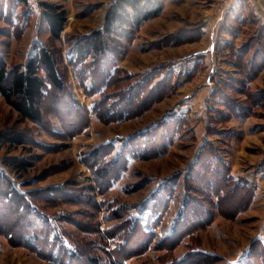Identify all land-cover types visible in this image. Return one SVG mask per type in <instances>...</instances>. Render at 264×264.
<instances>
[{"label": "rangeland", "instance_id": "rangeland-1", "mask_svg": "<svg viewBox=\"0 0 264 264\" xmlns=\"http://www.w3.org/2000/svg\"><path fill=\"white\" fill-rule=\"evenodd\" d=\"M116 1L0 5V52L7 67L25 65L44 46L56 56L65 85L48 86L41 121L22 117L0 92V172L34 212L32 218L19 214L15 207L25 203L0 197V264H91V257L100 264H173L185 258L189 264H264V41L258 37L264 0H163L158 15L118 43L103 35L110 60L103 79H96L100 55L93 49L76 59L75 49L105 29ZM43 2L66 12L60 39L49 31ZM254 36L246 66H237V52ZM255 52L262 58L254 67L247 60ZM159 66L168 70L153 76L150 85L160 83L161 99L127 119L96 114L94 107L109 94L125 92L137 75ZM70 95L89 117L70 107ZM229 106L237 116L226 119ZM163 120L168 125L154 130ZM167 126L170 137L162 134ZM12 128L24 132L25 144L2 139ZM151 130L156 155L131 154L126 168L116 161L122 151L146 149L149 142L138 139ZM97 147L101 158L93 154ZM110 160L120 170L110 168L112 175L104 179L95 170H104ZM226 166L228 178L254 190L245 206L250 195L225 180ZM214 183L227 191L221 194L222 213L209 188ZM191 198L203 205L197 221L195 203L184 211ZM44 215L48 226L36 227ZM54 229L68 251L63 241L55 251ZM201 250L210 257L202 259Z\"/></svg>", "mask_w": 264, "mask_h": 264}, {"label": "trees", "instance_id": "trees-1", "mask_svg": "<svg viewBox=\"0 0 264 264\" xmlns=\"http://www.w3.org/2000/svg\"><path fill=\"white\" fill-rule=\"evenodd\" d=\"M6 1H9L12 3L19 2L22 4H29L31 0H0V5H2L3 2H6ZM162 3H163V0H117L116 3L113 5L114 7L112 8V10L109 11L106 17L107 22H106L105 29L96 30L94 34L92 35V37L88 38L86 42L78 44V46L76 47L77 49H75L76 59H78L79 55L80 56L82 54L84 55L89 50L92 51L94 49L97 52L96 54L100 55L99 56L100 60L98 59L99 61L98 66L102 67L101 72H100L101 74H99L96 79H103L102 72H105L108 70L105 60L107 61L110 60V58H108V53L107 54L105 53L108 46H106L103 35L105 36L109 35L112 41L118 43L117 41L120 40L122 36L124 37V36L131 35L133 32L139 29V27L144 22L149 21L151 17L158 15L163 10ZM39 6L40 8H42V11L44 14V20L49 25V31L52 37L56 39H60L62 31L64 30L65 25L67 23L66 22L67 17H66L65 10L60 8V6L50 4V3H44V2L41 3V5ZM258 33H260L258 37H261L264 41V26L260 28ZM254 38L255 36L253 37V39L252 38L249 39V41H247L246 44L242 46L239 52H237V55H238L236 57L237 66L240 67L242 63H244L246 66V63H247L246 59H247V56H249L248 51L250 50V47H252L253 45ZM34 53H35L34 56L31 57L26 62L25 65L17 66L11 69L7 67L6 61L0 52V92L2 96L6 98L7 102L22 117L31 119L33 121L35 120L41 121L43 119V112L41 110V107L43 106V102L46 96L45 92L48 90V86L51 84L52 86L51 89L64 90L65 85H64L63 72L61 71L60 67H58V61L54 53L51 52L49 48L44 47V46L37 47ZM252 57L253 58H251L250 60H247L249 63L253 62V64L251 63L250 65L256 66L257 63L261 64L260 58H262V55H259L258 52H255V54ZM83 58H85V55ZM86 67L87 68L89 67L88 64L86 65ZM261 68H262V65L259 67H256V69H261ZM167 70H168V67L166 68L165 66H159L155 68L154 70H152L151 72L142 73L139 76L137 75V78H136L137 81L133 83L131 87L127 88L125 92L121 93V92H117L118 90H116L112 94H109L108 97L104 98L98 104V106H95L94 110L96 111V114L101 119L104 116H107L108 120H118V119L121 120V119H127L131 116L138 115L139 112L141 113L143 110H146L148 106H150L155 101L163 97V95L160 94L161 92V90L159 89L160 83L157 84L155 87V85H150V82L153 76L159 75L158 73L161 71L167 72ZM105 76H107V74H105ZM246 80L247 78H243L242 82L246 83ZM223 83H224L223 84L224 87L226 88L228 82H223ZM148 86L151 87V90L147 92L146 91L143 92V88H147ZM216 93L217 92L214 91V94ZM140 95H142L141 97H143L142 101L140 100L141 98ZM67 99L70 104V107L76 106V108L78 109L82 108V110L85 111V113L88 115L87 117H89L90 111H88L86 107H81L79 103H77V100L75 99L74 96L70 95V100L69 98ZM229 107L231 108L230 113L229 114L227 113L226 115L223 114L225 115L224 118L226 119L234 115L237 116V114H235V110H233V107L231 106ZM138 110L140 111L138 112ZM218 114L221 115L222 113L218 112ZM242 114H243V111L241 112L240 115ZM85 119H86V116H85ZM169 121L171 122L172 120H169ZM164 124H165L164 120L158 122L154 130L155 129L156 131L161 130ZM166 125H168V123L165 124V127ZM165 127H164V131L162 132V134H166L167 137H170V134H169L170 127L167 126V129H165ZM151 132H152V135L148 137L147 135L145 136L143 135V137H139L138 139L141 141H144L145 139L144 143L146 141L149 142L150 145L146 146L147 147L146 149L143 148L137 151H129V152L128 150L122 151L118 153L119 156L117 157L116 161H118L121 165H125L124 168H126L128 158L130 157L131 154L136 155L140 151L139 153L143 157L156 155L157 154L156 152L151 153L153 149V146L151 147L152 140H153L151 136H153L156 132L154 134H153L154 132L153 130H151ZM137 136L139 135L137 134ZM1 137L4 141H8L16 145H21V144L26 143V136L24 132L19 131L16 128H12V129L6 130V132L1 133ZM101 150L102 149L100 147H97L93 154L96 155L97 158H99L98 156L101 155L100 154ZM101 157L102 156H100V158ZM219 160L221 161V159ZM110 162H114V161L110 160L108 163ZM120 164L114 167V165L110 163L108 164V166L104 168V170L96 169L95 173L98 172V174L101 177H103L104 179H107L108 176L110 175V168H114L117 171H119ZM262 165L264 167V163ZM124 168H123V171L125 170ZM225 169L227 170L226 175H225V180L232 184L235 191H239V190L244 191L245 192L244 194H246L247 196L250 195V198L247 202H246L247 197H245V200L243 202L245 206L246 203H249V201L252 199L254 195V190H252V193H249L250 192L249 188L246 189L245 186L243 187L241 185L239 186L238 184H236L234 181L231 180V177L229 178L227 177V175L230 172L229 166L228 167L226 166ZM198 188L200 189V187ZM209 188L212 189L211 192L216 191L214 194V196L218 197V201L216 204H217L218 209L221 210V213H222L223 208L221 209V203H220L222 200L221 194L223 193L225 194L227 193V191L224 190L222 187L219 189L216 188V183H214L213 187L210 186ZM0 197L4 201H7V202H9L10 200L13 201L15 205L16 203H19V202H21L22 204L26 202V201H23L24 200L23 196H21L17 192L16 193L14 192L13 186H11L9 179L8 178L6 179L5 176L1 172H0ZM191 202L195 203L197 206L196 209L198 213H195L193 216L195 218V221H197L198 217H200V215L201 216L203 215V212H204L202 210L203 205L199 201H196L193 198H191L189 203L185 206L184 211L187 209H192L194 207L192 206ZM15 209L17 213L19 214L25 213L27 214L29 218L34 214L33 210L30 209L28 205H26V203H25V206L22 205L19 207H15ZM188 214L189 213H187L186 215V217H188L186 221L190 223V220L192 219L191 217H189ZM184 219H185V212L182 216V220L179 219V222H184L185 221ZM46 220L48 221L49 219L45 217V215H44V218L40 216V218L38 219V223L40 225L36 227L41 228V225H42V229H43L44 226H48ZM30 224H33V223H30ZM50 227L51 225L49 226V228ZM55 231L56 230L54 229L53 233H54V236L56 237ZM190 231L191 230H189L188 232ZM56 233L58 236L56 237L57 246L55 248V251L58 248L59 243L61 241H63L61 243L63 244L62 250L68 251L70 249L68 248L70 247V245L66 243L63 237V234L60 231H56ZM9 237L11 238V236ZM11 240H12V243L14 244V240L12 238ZM177 244H179V242L175 243V245ZM198 252H199L198 254L200 255V257L201 255L204 256V258L202 259H206L210 257L209 255H205L206 252L204 250H201ZM193 253L194 252H190L188 256L190 254L192 256L193 255L198 256L197 253H194V254ZM69 255H73V258H74L78 256V252L76 250H73V252H69ZM91 258H92L90 260L91 264H100L99 258L97 260L96 258H93V257ZM187 261H188L187 264H189V258H185L183 260H177L176 262H173V264H184ZM59 262L62 263L61 261Z\"/></svg>", "mask_w": 264, "mask_h": 264}, {"label": "crops", "instance_id": "crops-1", "mask_svg": "<svg viewBox=\"0 0 264 264\" xmlns=\"http://www.w3.org/2000/svg\"><path fill=\"white\" fill-rule=\"evenodd\" d=\"M254 137H256L257 136V134H255V135H253ZM0 248H1V245H0Z\"/></svg>", "mask_w": 264, "mask_h": 264}]
</instances>
